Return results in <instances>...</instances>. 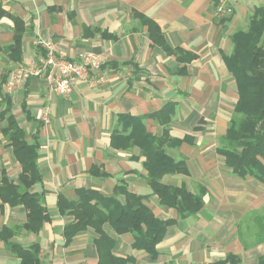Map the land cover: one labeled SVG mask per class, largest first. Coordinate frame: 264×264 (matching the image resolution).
Instances as JSON below:
<instances>
[{"label":"crops","instance_id":"crops-1","mask_svg":"<svg viewBox=\"0 0 264 264\" xmlns=\"http://www.w3.org/2000/svg\"><path fill=\"white\" fill-rule=\"evenodd\" d=\"M218 1L0 0V7L24 26L20 60H10L8 53L0 52V111L8 100L9 112L26 140L38 143L42 180L31 190L50 215L34 233L21 227L26 219L22 205L0 201V264L20 262L1 238V233L8 235L3 231L7 228L14 230L11 242L40 246L41 264H96L97 235L91 228L65 244L62 231L72 216L58 212L57 197L61 194L73 200L79 187L112 195L118 184L146 195L158 218L176 219L157 244L154 260L132 247V235H118L105 224L104 231L116 239L113 254L127 258V264H209L228 253L238 255L239 264H257L264 244L245 248L238 231L241 226L244 235V224L252 221V212L260 211L264 217V183L252 176L234 175L218 148L238 98L225 63L232 51L230 37L236 30L246 29L264 0H227L232 13L223 15L215 12ZM141 16L156 25L170 49L181 51L168 53L154 44ZM12 39L13 22L4 16L0 19V46H8ZM44 39L71 59L87 50L104 54L99 72L105 81L93 87L78 82L68 96L61 97L43 78L31 76L14 93H8L5 84L11 69L28 65ZM167 102L175 103L169 138L179 143L163 149L175 160H184L187 172L165 174L161 182L183 186L192 193L201 187L206 191L203 207L184 218H178L174 208L160 204L152 194L141 149H117L110 144L119 114L141 116ZM45 106L49 107V122L43 120ZM143 123L147 131L161 135L163 126L156 121L145 119ZM3 125L0 119V179L4 169L16 182L21 167L1 133ZM118 198L123 200L121 195Z\"/></svg>","mask_w":264,"mask_h":264},{"label":"trees","instance_id":"trees-1","mask_svg":"<svg viewBox=\"0 0 264 264\" xmlns=\"http://www.w3.org/2000/svg\"><path fill=\"white\" fill-rule=\"evenodd\" d=\"M4 16L13 22V39L8 46H0V52L4 51L8 53L10 60L18 61L22 52L23 22L0 7V19ZM141 19L147 24L149 38L154 44L168 53L181 51L170 49L156 25L142 16ZM230 39L232 51L225 57V63L235 80L238 98L229 127L220 137L218 151L234 175L252 176L264 183V6L256 8L246 29L236 30ZM10 107L7 100L5 108L0 111V119L4 121L1 133L12 148L13 157L21 169L16 182L10 180L2 170L0 201L10 206L22 205L26 210V219L21 227L37 233L43 223L50 220L47 207L41 202L40 196L31 190L34 184L42 180L37 163L38 143L26 140L25 132L9 112ZM174 113L175 103L167 102L159 110L141 116L119 114L110 134V144L117 149L134 146L140 148L146 181L152 194L160 204L174 208L178 218H184L203 207L206 191L201 187L197 193H192L183 186L161 182L165 174L187 172L184 160H175L163 149L164 145L179 143V140L169 138L168 124ZM145 119H153L163 126L160 136L147 131L143 123ZM90 173L96 174L97 171L91 170ZM120 195L123 200L118 198ZM146 200V195L128 191L124 184L116 185L112 195L83 187L76 188V198L73 200L58 195V212L72 216V220L65 224L62 231L65 244L70 243L78 232L91 228L97 235L94 239L98 253L96 264H127V258L113 254L116 239L103 229L105 224H109L118 235H132V247L143 250L151 259H156V246L166 228L174 224L176 219L158 218ZM251 217L252 221L244 224V235L241 226L238 231L239 240L245 248L253 244H264V217L260 215V211L252 212ZM3 231L9 235L1 233L3 243L20 259L19 264H41L40 246L37 243L22 246L9 240L13 229ZM239 263L238 255L228 253L224 259L209 264ZM257 264H264V254L258 258Z\"/></svg>","mask_w":264,"mask_h":264},{"label":"built area","instance_id":"built-area-1","mask_svg":"<svg viewBox=\"0 0 264 264\" xmlns=\"http://www.w3.org/2000/svg\"><path fill=\"white\" fill-rule=\"evenodd\" d=\"M216 14H231L232 7L227 0H219L215 6ZM41 50L28 65H19L11 69L5 88L10 94L25 84L31 76L43 78L51 90L61 96H68L78 82L96 86L105 81L100 74V67L105 62V55L91 50L83 52L78 59H71L60 54L48 39L40 43ZM43 120L49 122V107L43 110Z\"/></svg>","mask_w":264,"mask_h":264},{"label":"rangeland","instance_id":"rangeland-1","mask_svg":"<svg viewBox=\"0 0 264 264\" xmlns=\"http://www.w3.org/2000/svg\"><path fill=\"white\" fill-rule=\"evenodd\" d=\"M223 15V14H222Z\"/></svg>","mask_w":264,"mask_h":264}]
</instances>
